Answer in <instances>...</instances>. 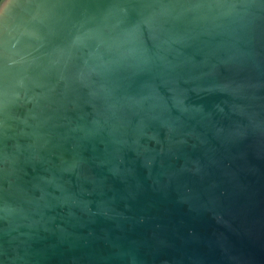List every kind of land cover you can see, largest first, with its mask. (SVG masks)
<instances>
[{"label":"water","instance_id":"1","mask_svg":"<svg viewBox=\"0 0 264 264\" xmlns=\"http://www.w3.org/2000/svg\"><path fill=\"white\" fill-rule=\"evenodd\" d=\"M0 264H264V0H2Z\"/></svg>","mask_w":264,"mask_h":264},{"label":"trees","instance_id":"2","mask_svg":"<svg viewBox=\"0 0 264 264\" xmlns=\"http://www.w3.org/2000/svg\"><path fill=\"white\" fill-rule=\"evenodd\" d=\"M2 0H0V4H1Z\"/></svg>","mask_w":264,"mask_h":264}]
</instances>
